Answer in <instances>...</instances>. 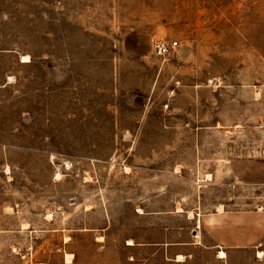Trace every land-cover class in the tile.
Wrapping results in <instances>:
<instances>
[{
	"label": "rangeland",
	"instance_id": "obj_1",
	"mask_svg": "<svg viewBox=\"0 0 264 264\" xmlns=\"http://www.w3.org/2000/svg\"><path fill=\"white\" fill-rule=\"evenodd\" d=\"M0 264H264V0H0Z\"/></svg>",
	"mask_w": 264,
	"mask_h": 264
},
{
	"label": "built area",
	"instance_id": "obj_2",
	"mask_svg": "<svg viewBox=\"0 0 264 264\" xmlns=\"http://www.w3.org/2000/svg\"><path fill=\"white\" fill-rule=\"evenodd\" d=\"M179 45L178 40L156 39L153 42V51L156 56L166 59V57Z\"/></svg>",
	"mask_w": 264,
	"mask_h": 264
},
{
	"label": "crops",
	"instance_id": "obj_3",
	"mask_svg": "<svg viewBox=\"0 0 264 264\" xmlns=\"http://www.w3.org/2000/svg\"><path fill=\"white\" fill-rule=\"evenodd\" d=\"M222 212H220L219 210H216L215 212V216L214 218H217L219 217V215L221 214ZM253 243L252 242H223V241H215V242H212V243H208L207 245H204L206 248L208 249H217V248H225L227 249V253L230 249H233V248H237V249H240V248H245V247H249V246H252ZM221 259V257H218Z\"/></svg>",
	"mask_w": 264,
	"mask_h": 264
},
{
	"label": "bare ground",
	"instance_id": "obj_4",
	"mask_svg": "<svg viewBox=\"0 0 264 264\" xmlns=\"http://www.w3.org/2000/svg\"><path fill=\"white\" fill-rule=\"evenodd\" d=\"M30 60V58H29V56L28 55H23V59H22V61H29ZM210 175V174H209ZM179 207V206H178ZM222 208V207H221ZM179 210H181V208L179 207L178 208ZM194 215V213H193V211H190V216H193ZM198 223H199V226H200V220L198 221ZM197 236L199 237L200 235H199V232L197 233ZM131 243H133L132 241H131ZM227 256V253H226V251L225 250H221V252H220V255H219V257H226ZM185 259V255L184 254H178V256H177V259L176 260H178V261H182V260H184Z\"/></svg>",
	"mask_w": 264,
	"mask_h": 264
}]
</instances>
